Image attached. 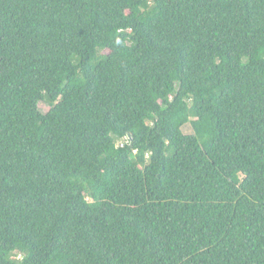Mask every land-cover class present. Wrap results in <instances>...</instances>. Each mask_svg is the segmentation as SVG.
<instances>
[{
  "label": "trees",
  "instance_id": "obj_1",
  "mask_svg": "<svg viewBox=\"0 0 264 264\" xmlns=\"http://www.w3.org/2000/svg\"><path fill=\"white\" fill-rule=\"evenodd\" d=\"M0 264H264V0H0Z\"/></svg>",
  "mask_w": 264,
  "mask_h": 264
},
{
  "label": "clouds",
  "instance_id": "obj_2",
  "mask_svg": "<svg viewBox=\"0 0 264 264\" xmlns=\"http://www.w3.org/2000/svg\"><path fill=\"white\" fill-rule=\"evenodd\" d=\"M124 43H125V46L127 47L129 45L134 46V43L135 42L132 41L131 38L129 37L128 39H126L124 41ZM241 62L242 63H246L247 62V57H243ZM146 124H148L149 126H151L150 121H146ZM108 135L109 136H112L113 133L111 131H109ZM127 143H128L127 137L126 136L121 137L119 139L114 140V142H113V148L122 147L124 144H127ZM165 145L167 146V142H165ZM137 151L138 150H134L133 151V153L131 154V158H134L135 157ZM151 155L152 154H151L150 151H147V152L144 153V162H143L144 165H147V164L150 163V157H151ZM236 179L237 180H240L241 179L239 172L236 173ZM242 195H243V193H242ZM12 253H15V259H17V260H22L23 259V254L16 252L15 249H13L12 252L9 253L10 257L12 256Z\"/></svg>",
  "mask_w": 264,
  "mask_h": 264
},
{
  "label": "rangeland",
  "instance_id": "obj_3",
  "mask_svg": "<svg viewBox=\"0 0 264 264\" xmlns=\"http://www.w3.org/2000/svg\"><path fill=\"white\" fill-rule=\"evenodd\" d=\"M49 105L46 103V102H40L38 104V109L39 111L42 113V114H46L48 111H49ZM182 132L183 134L185 135H189L191 134V127L189 124L185 125L183 128H182Z\"/></svg>",
  "mask_w": 264,
  "mask_h": 264
}]
</instances>
